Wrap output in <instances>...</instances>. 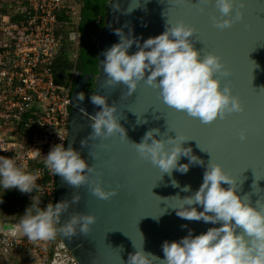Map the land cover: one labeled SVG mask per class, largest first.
<instances>
[{
	"label": "water",
	"instance_id": "1",
	"mask_svg": "<svg viewBox=\"0 0 264 264\" xmlns=\"http://www.w3.org/2000/svg\"><path fill=\"white\" fill-rule=\"evenodd\" d=\"M116 2L118 9L113 7ZM244 3L243 19L221 29L213 22L220 15L214 0L206 3L204 0H109L105 23L97 37L95 86L82 102L75 96L94 74H83L73 87L66 146L72 144L80 151L90 165H95L94 175L99 174L105 188H115L117 192L110 199H99L87 185L77 188L56 175L55 201H71L74 195H80V200L71 203L61 214L60 223L73 211L91 212L98 217L87 235L77 234L69 239L58 234L78 264H127L135 246H143L163 258L164 240L180 239L190 229L194 235L199 234L214 226L202 220L182 219L174 209L180 204L174 196L183 198L199 188L210 159L220 162L237 178L239 194L246 195L251 204L257 205L264 196V0H244ZM129 8L132 10L126 11ZM166 19L173 23L183 19L194 26V46L202 53L215 51L222 57L231 70L229 76L222 78L223 83H230L234 93L240 96L245 106L243 112L205 124L165 104L159 90L144 81L131 95H127L123 84L105 85L103 53L119 41L115 29L123 28L125 34L131 30L142 43L149 36L162 33ZM136 50L134 43L129 52ZM92 93L105 94L109 104H117V115L128 140L122 139L119 133L107 139H86L92 131L89 114L99 110V106L90 102ZM140 120L144 122L138 123ZM151 128H158L164 139L184 133L190 139L183 142L184 146L191 147L204 165L192 163L186 173L176 169L171 174L162 173L149 160L141 158L132 144L139 142ZM241 130L247 131L245 139L240 138ZM85 139L86 143L82 144ZM179 163H189V157L182 155ZM185 185L190 186L188 192L182 191ZM198 210H203V206L199 205ZM158 215V219L154 217ZM17 229L18 225L13 222L2 225L3 232L17 233Z\"/></svg>",
	"mask_w": 264,
	"mask_h": 264
},
{
	"label": "clouds",
	"instance_id": "2",
	"mask_svg": "<svg viewBox=\"0 0 264 264\" xmlns=\"http://www.w3.org/2000/svg\"><path fill=\"white\" fill-rule=\"evenodd\" d=\"M214 4L220 14L213 20L218 28H228L245 15L244 0H214ZM113 7L118 9L119 3H114ZM115 33L119 41L103 53L106 86L123 84L127 95H131L144 81L159 90L165 104L205 124L244 111L240 96L234 93L230 83L222 80L231 70L215 51L202 53L194 46L196 28L183 19L175 23L166 19L164 31L149 36L142 43L131 30L125 34L123 28H116ZM134 43L137 50L130 53ZM84 98L82 93L75 96L80 102ZM89 99L99 106V110L94 115L89 114L92 131L86 139H107L119 133L122 139L128 140L127 131L117 115V104H109L107 95L102 93H92ZM246 136L247 131L241 130L240 138ZM59 137L61 142L53 144L45 155L46 168L55 176L59 174L69 185L77 188L87 185L99 199L113 197L117 189L105 188L99 174L94 175L95 165H90L72 144L65 146ZM158 137L160 130L151 128L139 142L132 144L141 158L149 160L162 173L171 174L173 169L186 173L192 163L204 165V161L192 153L191 147L184 146L183 142L190 140L184 133L167 139ZM86 139L81 143L85 144ZM182 155L189 157V163H179ZM23 168L18 158L0 156V190H3L0 195L11 188L22 193L38 191V177ZM172 183L177 186L176 181ZM237 184V178L220 162L210 159L199 188L183 198L178 194L174 196L180 201L174 209L182 219L202 220L214 226L199 234L194 235V230L190 229L180 239L164 240L161 245L163 258L146 251L143 246L137 248L134 245L135 251L129 253L127 264H264V207L254 206L245 199L246 195L241 196ZM189 190V185L182 189ZM79 200L80 195L76 194L71 201H50L41 207V199L37 195L31 196V203L19 220L18 231L30 241L53 240L58 234L69 239L77 234L87 235L98 219L95 213L73 211L65 222L60 223L61 214ZM199 205L203 210H198ZM159 215L154 217L158 219Z\"/></svg>",
	"mask_w": 264,
	"mask_h": 264
},
{
	"label": "built area",
	"instance_id": "3",
	"mask_svg": "<svg viewBox=\"0 0 264 264\" xmlns=\"http://www.w3.org/2000/svg\"><path fill=\"white\" fill-rule=\"evenodd\" d=\"M23 1L19 20L6 14L0 18V150L2 156L11 154V158H18L24 171L38 177V191L28 194L30 198L43 196L41 205L45 206L56 200V176L43 161L50 147L61 142L59 135L66 146L69 101L73 83L80 75L75 64L81 0ZM65 24L70 28L68 45L74 66L67 81L60 84L56 81L59 71L55 63L63 44L61 30ZM23 128L32 130L30 138L19 134ZM36 161L42 164L31 171V164ZM55 239L30 241L25 235L5 232L0 233V246L25 249L34 264H78L64 246L65 256L58 260L54 257Z\"/></svg>",
	"mask_w": 264,
	"mask_h": 264
},
{
	"label": "trees",
	"instance_id": "4",
	"mask_svg": "<svg viewBox=\"0 0 264 264\" xmlns=\"http://www.w3.org/2000/svg\"><path fill=\"white\" fill-rule=\"evenodd\" d=\"M1 1L2 0H0V14L8 11L3 7L1 8ZM108 6L109 0H81V18L78 24L79 48L75 64V68L80 74L85 72H98L96 51L97 37L105 23ZM17 18V16H12L13 20H17ZM69 29L68 24H65L61 30L64 33L63 44L55 63V67L59 71L56 81L60 84L67 81L66 79L68 78L70 69L74 66L70 60L71 48L68 45ZM75 83L76 81H74L73 87ZM41 164L42 162L38 161L32 163L30 167L31 171ZM0 192H3V190H0ZM30 203L31 200L19 190H6L3 195H0V219L2 221H19ZM12 250H14V254H16L15 250L20 249H8L7 252ZM17 259L18 258L13 259L15 261L11 264H19Z\"/></svg>",
	"mask_w": 264,
	"mask_h": 264
},
{
	"label": "crops",
	"instance_id": "5",
	"mask_svg": "<svg viewBox=\"0 0 264 264\" xmlns=\"http://www.w3.org/2000/svg\"><path fill=\"white\" fill-rule=\"evenodd\" d=\"M23 0H2L1 1V8H5L7 9L8 11H6L5 13H1L0 14V18L2 15L6 14V15H10V17L12 18V16H17V20H19L21 18V12H20V8L23 4ZM19 134L21 135H25L27 136V138H30V136L32 135V130L31 129H20V132ZM10 135H12V132H10L9 134L7 133V136L9 137ZM2 134L0 135V138H1ZM0 147H1V141H0ZM0 156H2V152L0 150ZM5 157H9L11 158V154L10 155H7ZM11 189H15V190H18L16 188H11ZM35 193V192H33ZM26 195V197L31 200V198L29 197V194L28 193H24ZM41 199V204L44 200V197L43 196H40L39 197ZM41 207H43V205H41ZM7 216V214H6ZM6 222H13V223H16L18 226H19V221H2L0 219V233H5L2 231V225ZM17 234H20L22 235L18 229H17ZM5 251L7 252L8 249L4 248ZM11 249H23V248H11ZM25 250V249H24ZM26 251V250H25ZM28 254L30 255V253L28 252ZM53 255L54 257L58 260L59 258H63L65 256V251H64V248H63V245L60 241V239L57 237L54 242H53ZM31 257V256H30ZM32 259V258H31ZM34 264V263H33Z\"/></svg>",
	"mask_w": 264,
	"mask_h": 264
},
{
	"label": "rangeland",
	"instance_id": "6",
	"mask_svg": "<svg viewBox=\"0 0 264 264\" xmlns=\"http://www.w3.org/2000/svg\"><path fill=\"white\" fill-rule=\"evenodd\" d=\"M16 254H14V250L6 252L3 247L0 246V264H11L13 259H17V262L20 264H33L31 255L28 254V251L24 249L15 250ZM19 260V261H18ZM15 262V263H17Z\"/></svg>",
	"mask_w": 264,
	"mask_h": 264
},
{
	"label": "flooded vegetation",
	"instance_id": "7",
	"mask_svg": "<svg viewBox=\"0 0 264 264\" xmlns=\"http://www.w3.org/2000/svg\"><path fill=\"white\" fill-rule=\"evenodd\" d=\"M91 73L94 74V77H92V78H90L88 80V82L85 84V86L83 88V91L81 92L85 97H87V93L94 88V86H95V77H96L97 73H94V72H85V73H83V74H91ZM83 74H80L79 77H81ZM79 77L77 78V80L79 79Z\"/></svg>",
	"mask_w": 264,
	"mask_h": 264
},
{
	"label": "snow or ice",
	"instance_id": "8",
	"mask_svg": "<svg viewBox=\"0 0 264 264\" xmlns=\"http://www.w3.org/2000/svg\"><path fill=\"white\" fill-rule=\"evenodd\" d=\"M257 207H264V196L261 197L260 201H257Z\"/></svg>",
	"mask_w": 264,
	"mask_h": 264
}]
</instances>
